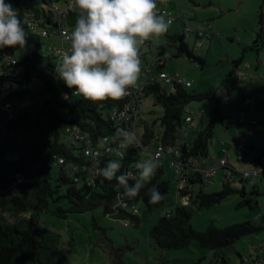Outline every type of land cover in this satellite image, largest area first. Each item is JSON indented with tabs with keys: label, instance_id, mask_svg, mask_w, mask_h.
Returning a JSON list of instances; mask_svg holds the SVG:
<instances>
[{
	"label": "trees",
	"instance_id": "obj_1",
	"mask_svg": "<svg viewBox=\"0 0 264 264\" xmlns=\"http://www.w3.org/2000/svg\"><path fill=\"white\" fill-rule=\"evenodd\" d=\"M33 1L6 0V3H11L18 11L19 19L27 33V43L24 48L18 46L14 48L18 53L19 64L24 67V73L17 81L16 88L4 97L0 92V192L5 191L0 206L2 212L10 215H0V264H57V252L62 235L41 224L40 216L45 211L57 212L66 217L68 212H85L104 205L105 212L111 215L114 212L113 204L118 200H124L130 204L144 201L153 208L163 205L171 190L170 181L162 176L163 165L158 167L150 183L142 188L134 199L123 195L124 188L115 179L107 181L99 175L96 182L89 186L76 182L67 175L64 167L61 168L58 177L53 176V154L63 155L68 163L81 159L79 149L66 139V127L69 125L79 128L88 140L98 144L99 138L103 135L113 136L120 128L110 116L112 110L122 106L126 98L93 103L73 95V89H69L55 71L56 63L60 61L54 55L47 54L45 38L33 32L25 20L28 13L36 11ZM76 18V13L73 11L67 15L66 24L70 32ZM169 36L177 46L176 56L186 54L190 59L199 61L202 67L207 64L205 57L194 53L193 48L197 47L196 43L192 48L186 35L176 32ZM263 47L264 7L261 6L258 13L256 38L251 46H243V53L239 59L233 60L235 72L244 63L245 54L249 50L259 54ZM166 49L167 47L163 45L157 52L159 70H163L166 65L164 58ZM142 57L144 56L140 55V58ZM36 79L44 83L45 91L50 93V97L43 101L35 116L26 111L19 113L15 118H8L2 107L3 103L11 99L25 100ZM192 86L193 84L180 86L176 93H168L160 82H154L147 85L146 92L148 95H153L156 104H161L164 108L163 115L159 118L164 139L174 141L179 138L176 132L180 131L183 134L180 135V139L183 141L185 156L193 155L197 159L205 160L210 158V143L214 138L217 124L220 121L224 123L227 121V117H223L221 106L226 95L223 85L201 91L191 89ZM214 92L218 94V97L210 120L205 123L202 121L199 127L197 124L192 126L187 123L186 117L192 113L188 110L189 107L192 108V102L206 99ZM154 125L155 123L151 125L145 120L144 128L147 138L155 132ZM191 127L197 128L194 138L187 133V129ZM20 128H23L25 134L22 138H18L15 133V130ZM136 155L135 149L128 150L126 157L120 159L122 167L117 175L123 174L124 169ZM262 156L264 152L257 155L253 161L257 162ZM111 160V157L103 158L101 168ZM228 162L233 167H237L230 161V157ZM21 175L24 180L14 185ZM132 183L134 181L129 180V184ZM65 184L68 186L63 191ZM198 184L201 188L196 193L195 191L180 193L181 198L190 194L186 205L176 206L160 215L150 232L152 243L160 249H171L183 248L198 241L201 247L214 250L216 259H221L223 264H230L225 251L243 236L260 232L264 229V225L247 220L231 223L225 227H218L211 223L206 230L195 228L192 224V216L196 205L211 207L236 192L245 196L243 203L251 200L246 197V184L239 187L225 180L221 190L212 192L204 189L205 184L202 181ZM153 185H156L163 194V199L157 204L148 202V189ZM63 198L68 200L70 207L60 205L57 209H53L52 203ZM114 216L123 219L131 218L140 223L139 216L122 209ZM241 264H246V260L243 259Z\"/></svg>",
	"mask_w": 264,
	"mask_h": 264
},
{
	"label": "rangeland",
	"instance_id": "obj_2",
	"mask_svg": "<svg viewBox=\"0 0 264 264\" xmlns=\"http://www.w3.org/2000/svg\"><path fill=\"white\" fill-rule=\"evenodd\" d=\"M260 0H177L166 2L157 6H165L167 9L173 10L176 15L179 11L187 16L185 22L193 27H202L195 25L196 21L210 19L215 24L218 34L214 41L209 43L205 41L202 48L194 47L195 36L191 34L187 37V41L193 48L196 55L207 58V64L202 67L199 61L190 59L186 54L176 56L177 46L174 44L169 34L181 32L183 30L182 20L177 19L170 24L168 31L159 39L166 42L167 49L164 55L166 65L164 71L169 75L179 73L183 77L192 80L193 90H205L210 87L220 85L224 78L228 77L227 66L233 69L231 54L239 56L243 53V43L238 41L241 37L239 34L244 32L245 27L258 25V13L263 4ZM202 24V21H198ZM241 28V32L237 30ZM252 30V27H249ZM227 33H232L234 41L228 37ZM245 41L247 36L242 37ZM61 40L59 37H50L45 39V50L47 54H52V46L59 45ZM240 43V44H239ZM252 43L250 44V46ZM156 52H158L156 48ZM256 51L249 50L245 56V63L249 66L254 64L258 59ZM142 61V72L151 67L154 62V56L148 45H143L140 50ZM246 66V65H244ZM247 66V67H249ZM231 69V72H232ZM141 72V74H142ZM246 72L241 79L244 81L242 87H232L226 103L222 106L225 117L227 114L237 111L240 108L246 118H252L248 115V111L252 112L256 117L254 106L250 102L248 72L249 68H245ZM158 73V69H156ZM236 73V72H235ZM237 76V75H236ZM143 80L140 75L137 83ZM50 97V93L45 91L44 83L36 79L32 83L25 102L27 103V111L35 116L40 110L43 101ZM217 94L214 92L210 97L193 101L191 106L200 110H207L205 120L197 118L198 127L210 120L215 110ZM224 102V101H223ZM164 108L161 104H156L153 95L145 97L143 113L149 124H154V129L159 134L163 132L159 118L163 115ZM248 119V118H247ZM227 126L220 121L214 131V138L210 143V159L218 157L222 143L228 144L236 141L234 130L227 132ZM261 134L256 141V150H264V127L256 126ZM16 136L22 138L25 136L23 128L15 130ZM187 133L194 138L197 134V128L191 127L187 129ZM64 137V135H63ZM254 141V142H255ZM238 150L230 158V161L240 170L252 168L254 164L250 162H239L237 160ZM170 158H167L163 164V177L171 183L170 193L166 197V202L160 206L150 208L149 205L140 201L136 204L139 209L140 223L127 218L129 224H125L123 218L115 217L105 212L104 205H99L85 212H68L67 216H61L57 212L45 211L40 216L41 224L52 228L61 233V243L57 252V264H223L221 259H216L215 251L209 248H203L198 241L192 242L183 248L160 249L152 243L151 229L158 221L160 215L168 210L174 209L176 206L186 205L189 199L181 198L179 194L180 177L172 169L169 164ZM52 174L55 177L61 172V166L56 165L53 161ZM158 169V168H157ZM156 169V170H157ZM223 170L216 175L215 183L212 185H204L207 192L219 191L223 188L222 179ZM255 184L246 183L247 198L249 202L243 203L245 196L236 192L229 195L221 203H217L211 207H200L196 205L193 208L192 224L199 230H206L207 227L214 223L218 227H225L231 223H239L247 220H253L264 225V172L261 176L256 177ZM67 184L63 186V191L67 188ZM201 188L198 184L194 187V193ZM62 191V192H63ZM188 201V202H187ZM187 202V203H186ZM70 207V203L66 198L54 201L52 208L57 209L58 206ZM225 256L230 264H241L242 260H246V264H259L261 260L264 262V229L260 232L247 234L237 240L234 245L225 251Z\"/></svg>",
	"mask_w": 264,
	"mask_h": 264
},
{
	"label": "built area",
	"instance_id": "obj_3",
	"mask_svg": "<svg viewBox=\"0 0 264 264\" xmlns=\"http://www.w3.org/2000/svg\"><path fill=\"white\" fill-rule=\"evenodd\" d=\"M168 1L174 0H157V4L161 3L162 5L164 2ZM33 3L34 7H36V11L28 13L25 20L29 28L33 32L39 33L43 38H60L61 43L51 47L53 50L51 55H54L60 61L63 51L67 50L69 47V42L65 40L64 33H70V29L66 24V18L72 11L73 0H34ZM157 7L161 14H166L167 17L171 19V24L177 19L183 20L185 24L181 33L186 35V37L194 34L196 36L195 43L197 47L203 45L202 41L204 38H212L217 34L212 24L204 28L193 27L185 22V16L181 11L176 15L164 6ZM146 45L150 46L151 52L153 53V64L150 68L142 72L141 75L143 80L137 83L135 88L129 90V95L125 96L126 101L122 106L114 108L110 116L111 120L120 128L135 132L141 142L143 150L135 146L122 148L120 140L116 139L115 135H103L102 137L107 138V143L104 145H100L99 143L94 144L86 138L79 128L68 125L66 127V139L79 149V156L81 159L68 163V160L63 155L55 153L53 154V161H55V164L64 167L67 175L72 177L76 182L90 186L93 185L99 177V170L101 169L103 158L111 157L112 160L121 163V157L117 155V151L123 152L124 158L128 150L133 148L137 151V155L124 169L123 174L131 171L138 179L139 170L135 167L136 163L151 158L159 153L160 165H163L165 160L170 158V166L180 177L179 194L182 191H194V187L198 185L199 181H202L205 185L214 184V178L222 170L223 182L228 180L230 183L239 187L246 183L255 184L254 179L261 176L264 172V156L255 162L252 168L246 170L233 167L229 164L228 158L234 154L236 148L240 145L254 142L259 136L257 130L252 128L247 129V135H239L237 143L232 142L225 146L221 156L211 159L207 158L205 160L197 159L193 155L185 156L183 152V141L180 139V135L183 134L180 133V131L176 132V136L179 138L174 141L165 140L164 135L156 131L150 135L149 138L146 137V130L144 128L146 119L144 117L143 107L145 97L148 95L146 92L147 85L160 82L168 93H176L178 87L191 86L193 84L192 80L181 76L179 73L169 75L166 71L158 69L159 59L156 48L159 51L163 45H167L166 42L152 40L146 42L145 46ZM240 68L236 70L239 78H241L242 75V70H240ZM156 69H158V73H156ZM23 73L24 67L19 64L18 53L14 48H7L0 51V92L3 97L16 88L17 81L22 77ZM74 91L75 89H73V92ZM2 107L10 119L15 118L19 113L27 111V103L25 100H7L3 103ZM188 110L192 113L187 115L186 122L192 126L196 125V118H203L207 115V110L204 108L196 110L193 107H189ZM263 121L264 114L259 121L252 119L250 122L253 125H257L263 123ZM243 122H246L245 117L239 116L236 113L227 116V123L230 126L238 128L239 123ZM96 153H99V155H96ZM23 180V176H19L14 185ZM4 194L5 191L0 192V201ZM189 196L190 194L185 196L184 199L186 198V200H188ZM113 208L114 212L111 214L112 216L118 214L121 209L139 216V209L136 207V204H130L124 200H118L113 204ZM1 214L10 216L6 212H2L0 206V215ZM123 221L125 224H129L127 219H123ZM258 263L264 264L261 260Z\"/></svg>",
	"mask_w": 264,
	"mask_h": 264
},
{
	"label": "clouds",
	"instance_id": "obj_4",
	"mask_svg": "<svg viewBox=\"0 0 264 264\" xmlns=\"http://www.w3.org/2000/svg\"><path fill=\"white\" fill-rule=\"evenodd\" d=\"M72 11L77 18L72 31L64 33L69 47L56 63L59 78L75 89L74 96L93 103L118 101L129 95L142 72L141 47L164 35L171 19L158 10L157 0H73ZM26 35L17 9L0 0V49L24 48ZM115 138L122 148L143 150L134 131L118 128ZM98 143L106 144L107 138H99ZM117 155L123 158L124 153L117 151ZM159 156L157 153L136 163L138 179L131 171L117 175L122 164L116 160L101 168L99 175L107 181L115 179L124 188L123 195L134 199L156 174ZM129 180L134 183L129 184ZM148 195L150 204L163 199L156 185L148 189Z\"/></svg>",
	"mask_w": 264,
	"mask_h": 264
},
{
	"label": "crops",
	"instance_id": "obj_5",
	"mask_svg": "<svg viewBox=\"0 0 264 264\" xmlns=\"http://www.w3.org/2000/svg\"><path fill=\"white\" fill-rule=\"evenodd\" d=\"M261 1L262 0L259 1L260 4H261ZM168 2H171V1H168ZM164 3H166V2H164ZM262 3L263 4L261 6L264 5V0H263ZM177 6L180 9L178 1H177ZM171 11H173V10H171ZM183 15L185 16L184 17L185 20H187V16L185 14H183ZM198 21H202V24L199 23ZM198 21H196L195 25H199V26H202L204 28V27L208 26L209 24H212V26L215 29V31L216 32L218 31L216 29L215 24L213 23L212 20L207 19V20L203 21V20L199 19ZM181 22H182V27H183L185 23H184L183 20ZM250 26L252 27V30H250V28H249ZM257 29H258V25L257 26H252V25L246 26L244 32H241V28H238L237 30H239L241 32V34H239L241 37L238 38V41L240 43H243L244 46H250V44L251 43L253 44V42H254V40L256 38ZM217 34H218V32H217ZM217 34L214 37H212V38H204L203 41H202L203 45L200 46V48H202L204 46L205 41H208V42L210 41L209 43L213 42L215 37L217 36ZM227 35H228L229 38H231L234 41V36H233L232 33H227ZM245 35L247 36V38H246L247 40L246 41L242 38ZM194 40H196V36H195ZM242 49H243V47H242ZM251 51H254V50H251ZM239 52H240V49L238 50V56H239ZM256 55L258 56V59L256 61H254V64L252 66H249L250 64H248V63L244 64L245 62L242 63V65L239 66V68L241 67L240 70H242L241 77L246 73V72H244V69L245 68H249L248 78H249V84L251 85V88H250L248 93H250L249 94L250 102L253 104V106L255 108L254 111L256 112V117L253 115L252 112L248 111V115L249 116L251 115L250 117H252V118L247 117L248 118L247 119L246 116L243 113H241L240 108H239L238 111H237V107L235 108L234 112H232V113H236L239 116L245 117L246 122L239 123L238 128H237L235 126L228 125V123L226 121V123H225L226 126H227V128H226L227 130L226 131L229 132L231 130H234V132L236 134V138L237 139L233 143H237L238 142V136L239 135H247V129L252 128L254 130H257L259 135H260L261 132H260V130L256 129V126L260 125V126L264 127L263 123H259L257 125H253L250 122L252 119H256V120L259 121L261 119L262 115L264 114V47L259 52V54L256 53ZM238 56H233L231 54V58L230 59H232V63H233V60L239 59L242 55L240 57H238ZM245 59H246V56H245ZM206 60H207V58H206ZM244 65H246V66H244ZM247 66H249V67H247ZM226 68L228 69V77L224 78L222 80V82L220 83V85H223L224 92H225V95H226V97L224 99V102H222L221 106H223L226 103V101L228 100L230 94H232V87L234 85L236 87V90H237V88L242 87L244 85L243 84L244 80L239 78L238 76H236L237 72L235 73L234 65H233V69L230 66H227ZM231 69H232V72H231ZM220 85H218V86H220ZM217 97H218V94H217ZM232 113L227 114L226 117L228 115L232 114ZM201 120L204 121L205 118H203ZM201 123H202V121H201ZM256 141H257V139H256ZM256 141L252 142L250 144H245L246 146L245 145H240L239 147L236 148V150H238V155H237L236 158H237V160L239 162L243 161L245 163L246 162H250V163L254 164L255 163L253 161L254 158H256L257 155H260V153L264 152V150H261V151L256 150ZM227 145H229L227 142H223L222 143V148L219 150V154L220 155H218V157L222 155L223 148L225 146H227Z\"/></svg>",
	"mask_w": 264,
	"mask_h": 264
},
{
	"label": "water",
	"instance_id": "obj_6",
	"mask_svg": "<svg viewBox=\"0 0 264 264\" xmlns=\"http://www.w3.org/2000/svg\"><path fill=\"white\" fill-rule=\"evenodd\" d=\"M263 7H264V5H263ZM249 64V63H248Z\"/></svg>",
	"mask_w": 264,
	"mask_h": 264
}]
</instances>
